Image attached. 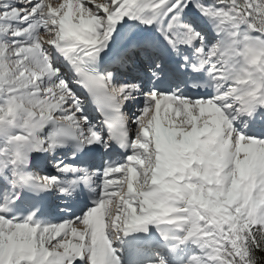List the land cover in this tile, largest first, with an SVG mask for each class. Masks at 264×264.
Returning a JSON list of instances; mask_svg holds the SVG:
<instances>
[{"label":"snow or ice","instance_id":"snow-or-ice-1","mask_svg":"<svg viewBox=\"0 0 264 264\" xmlns=\"http://www.w3.org/2000/svg\"><path fill=\"white\" fill-rule=\"evenodd\" d=\"M188 7L209 19L216 35L222 37L218 45L206 46L204 37L182 22L181 13ZM160 16L168 17L163 38L173 51L180 44L195 48L198 63L188 66L193 72L206 71L213 96L182 98L155 89L141 93L140 85L113 84L111 71L100 74L89 67L108 47L116 24L124 17L151 25ZM74 19L78 22L73 23ZM179 30L186 36L181 38ZM19 37L24 39H15ZM197 41L199 47H195ZM253 41L264 42V0H212L210 4L201 0H87V4L81 0L75 4L72 0H0V135L5 137L0 157L13 168L12 188L36 185L40 190L57 187L67 193L69 189L59 186L55 176L22 171L31 162V152H51L67 139L81 150L97 144L107 151L110 142L129 150L122 164L105 162L98 170V196L81 216L45 225L34 221L33 214L22 221L0 215V264H122L114 255L109 234L114 239L138 232L147 235L150 224L181 229L183 235L175 237L171 246L173 253L188 241L197 246L198 253L187 259L177 257V264H264V256L258 255L264 253V206L249 215L247 208L240 209L239 202L229 205L223 203V196L219 201L207 197V189L215 190L216 185L182 168L181 148L174 153L162 152L164 144L157 131L160 120L167 128H179L185 134L193 127L207 126L226 142L233 170L237 165H264V62L245 63L242 55ZM145 48L135 34L127 35L114 63L123 66L138 55L146 56ZM53 49L71 67L73 83L89 94L104 115L107 137L89 125L86 116H77L81 101L60 69L51 66ZM183 59L187 63V57ZM150 70L154 79L173 71L160 61H153ZM239 78L247 83H238ZM140 94L145 97L144 105L132 121L135 135L130 138L121 109ZM207 105L214 108V116L202 112V106ZM49 123L59 126L58 137L39 135ZM257 123L261 125L260 137L244 133L243 129ZM172 139L168 135L169 143ZM183 143L184 139L180 146ZM249 145L253 150L245 152ZM61 164L57 161L53 165L58 172L85 173L84 169ZM130 169L138 174L131 182L134 190L129 188ZM192 169L202 171L199 165ZM154 172L160 176L173 173V183L181 188L197 185L206 198L227 211L201 208L187 190L182 196L163 194L160 185L152 184ZM86 176L70 184L74 186ZM18 199L19 191L12 202ZM4 212L5 206H0V213ZM97 217L103 221L102 227L89 223ZM158 231L165 241L170 238L166 229L158 227ZM145 264L168 261L158 258Z\"/></svg>","mask_w":264,"mask_h":264},{"label":"clouds","instance_id":"clouds-1","mask_svg":"<svg viewBox=\"0 0 264 264\" xmlns=\"http://www.w3.org/2000/svg\"><path fill=\"white\" fill-rule=\"evenodd\" d=\"M242 55L245 63L264 62L261 60V57H264V42H250L245 46ZM237 82L244 84L247 80L239 78ZM180 148L184 157L181 161L182 168L190 171L191 176L216 185L215 190L207 189V197H215L216 201H219L223 196V203L229 205L239 202L240 209L247 208L249 215L264 206V165L258 168L254 165H237L233 170L226 142L213 129L207 126L203 129L193 127L190 133L185 134L184 143ZM193 165H199L202 171L193 170ZM174 179L171 172L164 176L154 172L152 184L160 185V191L165 195L174 193L182 196L187 190L190 199L198 202L201 208H211L215 212L227 211L221 204L206 198L204 190L198 189L197 185L189 184L181 188L177 183H173ZM196 193H199V196Z\"/></svg>","mask_w":264,"mask_h":264},{"label":"bare ground","instance_id":"bare-ground-1","mask_svg":"<svg viewBox=\"0 0 264 264\" xmlns=\"http://www.w3.org/2000/svg\"><path fill=\"white\" fill-rule=\"evenodd\" d=\"M85 2H87V0H81V3H85ZM186 10L189 11V16L192 18L191 19L192 21L190 22V25L192 24V27L195 29L196 28V25L193 23V19L196 18L197 14H191L192 12L188 8ZM182 18L183 19H186V18H184V15H182V13H181V20H183ZM167 21H168V17H166V16H160V17H156L153 20V23L151 25H147V24H144L140 20H137L135 18L124 17L121 21H119L116 24L115 31H117L119 29V27L124 26L125 27V29H124V37L127 36V35H133V34H135L137 37H139L146 44H151L152 43L154 45H158L159 44L158 43L159 41L156 38L157 33L160 32V31L163 33V29L167 25ZM76 22H78V20L74 19L73 20V23H76ZM205 26H206V30L204 31V34H205V37L204 38L205 39H208V37H209L208 34H210V33H211V36H213V38L218 37L216 35V33L214 32L213 26H212V24L210 22H209V24L207 23ZM208 27H210L211 30H209ZM115 31L112 33V35L115 33ZM207 31H210V32H207ZM177 34L178 35H182V34H184V32L182 30H179ZM19 38L20 39H24V38H21V37H19ZM19 38H16V39H19ZM123 38L121 39L120 44H119L120 48L122 47ZM221 39H219V40H221ZM217 45H218V43H217ZM53 55L55 56V54H53ZM148 58H150V56L148 55V53H146V56H140V55H138L137 57L134 58V59H137V61H139V63H137L139 69H142V65H143V62H140V61H145ZM51 65H54L55 68L58 67L60 69V75L65 80L68 81L69 87H71L72 90L74 91V93L79 97V90H78L77 84L73 83V81L68 76L67 71L55 59H52ZM134 67H136V66L134 65ZM133 68H132V66L129 63L121 66V70H123V72H127V70H130L131 71V69H133ZM127 75L126 76H124V75L122 76V75L118 74V71H115V77H114V80H113V84L134 83V84L140 85L141 93L147 92V86L145 85V87H144V84H146L145 83L146 80L143 83V82L137 80L140 77H132L131 76V78H130ZM149 76L153 77L151 72L149 73ZM159 78H156V79L153 78V82L151 84L152 85H158ZM172 92L177 97L184 98L182 96V94H183L182 93V88H176ZM213 95H214V93H213ZM139 96H137L136 99L130 100L129 102L125 103V105L122 108L123 109V113H124L126 119L128 120L129 129H130V131L133 134H134V131L132 130L133 128H132V125H131L132 124L131 117L136 112L138 113V102L141 101V104L144 105V99H145V97H144L143 94H140ZM201 110H202V112H204L206 114H209L211 116L212 115L213 116L215 115V110H214V108L211 105L202 106ZM162 113L163 112L161 110V114ZM77 114L80 115V116H86L87 119L89 117V114H88V112L86 110L85 105L84 106L81 105V112L80 113H77ZM133 117H135V116H133ZM88 124L89 125H95V130L98 131L102 135L101 131L98 129V127H97V125L95 123H93L90 120H88ZM50 127H51V132L47 131V134H46V132L43 131V129H42V131L39 133V135L41 136V134H43L42 137H45V138L58 137V134H59V126L56 125V124L49 123L48 124V129ZM85 127H87V125H85ZM237 127H239V123L237 124ZM157 131L159 133V137H160L161 142L164 144V147L163 148H160V150L162 152H165L166 154H168V153H174V148H176L177 142H180L185 137V133H184V131L182 129H179V128H172V129H169L168 128L167 129L166 128V123H165L164 120H160L158 122V129H157ZM243 131H244V133L246 135H251V133H249L250 131H249L248 128L243 129ZM168 135H171L173 137L171 143L168 142ZM75 145H76V143L74 141H72L70 139L65 140L63 146H58L53 151L49 152V154H51V156H52V157L49 158V160L61 161L63 163L64 162V159L66 157L63 154L64 153V150H66L68 147L71 148L72 146H75ZM0 146H2L1 143H0ZM88 148L91 149V150H98L102 154H106V151L100 145L93 144V145L88 146ZM158 148H159V146H158ZM252 150H253V146L252 145H249L246 148H244V151L245 152H251ZM55 151H57L59 153H55ZM33 153H34V151L29 154V157L34 158V154ZM41 153H44V152H41ZM3 164H5L4 159L2 157H0V178H3L4 176L7 175L5 169H3ZM44 164L46 165V162ZM63 164H61V166ZM36 165L37 166H40L41 165L40 164V161H36ZM43 169H46V171H45L46 173L45 174H42L40 176L55 175V177L57 178V180L58 179L61 180L60 178H64V176H63L64 173L63 172H58L56 170V168H53L54 170H50V168L47 169V168H44L43 167ZM64 184H66L65 181H63V183L61 184V186L65 187ZM0 188H2V189L4 188V186H3V184L1 182H0ZM64 194L65 193H61L59 191V196H62ZM196 195H199V193H196ZM0 215H1V213H0ZM101 221H100V218L97 217L95 221L89 220V223L95 222L97 224V227H102L103 226V222H101ZM51 222H52V224H54L53 223L54 221H51ZM43 224H51V223H43ZM158 227L160 229H166L169 232L170 237H173V238H175L177 236H180V235H183V232L181 231V229L180 228H177L174 225H167V226L166 225H159V226L156 227L157 230H158ZM118 240H119L118 238H115L114 239L115 243L118 242ZM162 241H164V239L161 238L159 242H162ZM21 243H23V242L21 241ZM194 246H196V245L192 244L191 241H188L184 245L179 246V248L175 251V253H173L172 251H170V253H169L170 256L167 255L166 250H161L162 251L161 253H162V256H163L161 258L167 260L168 261V264H177V257H182V255L185 254L188 251H191V253L189 255H192V253L194 254V251L191 250V248L192 247L194 248ZM170 249H171V247H170ZM115 252L117 254H114V255H116L117 257H119L121 259L122 264H133L132 262H130L129 259L126 258L127 257V254L124 251V249H123V253L120 256H118L119 250L116 251V249H115ZM142 264H145V263H142Z\"/></svg>","mask_w":264,"mask_h":264},{"label":"rangeland","instance_id":"rangeland-1","mask_svg":"<svg viewBox=\"0 0 264 264\" xmlns=\"http://www.w3.org/2000/svg\"><path fill=\"white\" fill-rule=\"evenodd\" d=\"M72 2H73V4H75V2H76V0H72ZM201 2L202 3H204V4H210V3H212V1H210V0H201ZM83 4H87V2H85V3H83ZM187 9V8H186ZM184 10L183 12H182V15H184V18H186V19H183L184 20V23H187V24H190V22L192 21L191 19V17L189 16V11L188 10ZM188 9H190V11L192 12L191 14H197V16H196V18L195 19H193V23L196 25V27H198L197 29H195L197 32H199L200 31V29L202 28L203 29V27H204V25H206L207 23L209 24V19L208 18H206V17H204V16H202L194 7H188ZM188 13V14H187ZM189 19V20H188ZM73 22V21H72ZM205 22V23H204ZM191 26H192V24H191ZM205 28V27H204ZM209 28V30H211L210 29V27H208ZM201 35H203V30L201 31V32H199ZM252 35L254 36V33H252ZM204 37H205V35H204ZM21 38H23V37H21ZM222 37H215L213 40H209L208 42H206V46H211V45H213V44H219V39H221ZM16 39V38H15ZM20 39V38H19ZM53 59V58H52ZM52 67H54V65H51ZM55 68V67H54ZM139 96V95H138ZM140 97V96H139ZM81 105H82V103H81ZM141 107H143V105L141 104V101H139L138 102V109H140ZM139 113H135L133 116H137ZM163 114V113H162ZM207 115H209V114H207ZM77 116H80V115H78L77 114ZM131 117V120L133 121V119L135 118V117ZM209 116H211V115H209ZM213 116V115H212ZM132 125V130L134 131V128H135V125L132 123L131 124ZM46 131V130H45ZM48 131L49 132H51V127L48 129ZM47 133V132H46ZM43 134H41V136H42ZM135 135V132H134V134H133V136ZM0 143H1V145L2 146H4L3 144H5V137H3L2 135H0ZM180 148V142H177V144H176V148H174V152H176L178 149ZM48 156H49V154H48ZM49 157H52V156H49ZM46 164L48 165V168H50V170H54L53 168H55L53 165L54 164H56V162L57 161H55V160H49V158L47 159L46 158ZM51 176H55V175H50V176H48V177H51ZM54 190L55 191H57L58 190V188L57 187H54ZM197 196H199V195H197ZM100 221H101V219H100ZM64 222H68V221H64ZM101 222H103V221H101ZM45 225H47V224H45ZM108 238H109V241H110V244L111 245H113L112 243H115V241H114V238H113V236H112V234H109V236H108ZM194 248H197V246H194ZM192 249V251H194L193 250V248H191ZM191 253V252H190ZM195 253H198V251L196 250V251H194V254ZM193 254V253H192ZM190 256V255H189ZM189 256H187L186 255V257L188 258Z\"/></svg>","mask_w":264,"mask_h":264},{"label":"trees","instance_id":"trees-1","mask_svg":"<svg viewBox=\"0 0 264 264\" xmlns=\"http://www.w3.org/2000/svg\"><path fill=\"white\" fill-rule=\"evenodd\" d=\"M258 255L264 256V253H258ZM257 264H262V262H257Z\"/></svg>","mask_w":264,"mask_h":264}]
</instances>
